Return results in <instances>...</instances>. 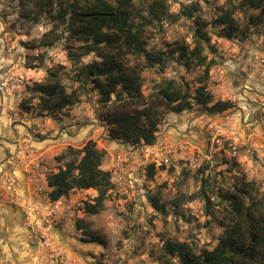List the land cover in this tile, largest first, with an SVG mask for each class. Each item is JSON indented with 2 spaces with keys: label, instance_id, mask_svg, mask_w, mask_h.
<instances>
[{
  "label": "rangeland",
  "instance_id": "obj_1",
  "mask_svg": "<svg viewBox=\"0 0 264 264\" xmlns=\"http://www.w3.org/2000/svg\"><path fill=\"white\" fill-rule=\"evenodd\" d=\"M152 1L135 0V25L140 23L151 41L159 45L175 40L191 42L192 22L180 15L185 7L199 5L198 15L210 20L216 13L215 7L226 2L158 0L165 2L171 13L180 15L179 19L145 24L140 17L149 18ZM33 7L28 0L25 4L19 0H0V92L3 89L10 97L6 103L8 115H21L23 121L39 118L46 133L41 134V127L36 124L31 129L33 136L40 140L58 139L64 133L75 134L76 148L89 139L96 140L98 147L107 151L103 167L113 172L116 185L99 214L84 213L81 209L83 201L97 195L95 189L72 191L56 201L59 208L55 219L62 223L68 242L61 246L62 250L54 244V250L61 253L57 264H163L157 260L162 237L186 241L196 251L212 248L240 222L231 202L223 200V194L245 196L243 180L253 189L250 193L255 202L253 209L257 211V225L260 228L264 225V22L252 24L250 21L257 11L236 12L239 30L231 39L218 36V29L209 26L212 42L218 47L219 64L212 68L207 86L215 100L230 99L235 107L215 115L203 113L199 106L180 114L168 113L160 123L157 143L134 147L108 138L106 126L95 112L99 106L96 91H90V97L83 95L82 101L59 111L57 118L39 117L21 110L20 102L28 96L27 85L47 80L46 71L38 66L43 58L46 65H63L66 70L97 58L94 53L81 55L80 40L69 33L51 47L31 48L41 43L53 25L40 6L34 8V19L21 16ZM68 46L81 55L77 56L78 60L69 59ZM202 73L200 68L188 71L173 63L164 75L185 77L194 90ZM143 75L144 92L148 94L154 79L163 74L157 68H149ZM6 79L15 85L13 92L3 88L2 82ZM1 96L3 99L2 92ZM68 146H64V150L54 148L56 151L44 159L48 172L57 169L60 162L56 158ZM167 154L170 161L163 164L175 169L172 172L158 170L154 180H148L146 165L151 162L160 165ZM46 183V179L37 180L38 185L46 187ZM203 188L214 203L210 210L204 198L198 195ZM195 194L198 196L192 198ZM152 197L160 199L164 210L155 208ZM24 201L25 210L28 203ZM250 201L247 199L246 205ZM52 206L49 200V209ZM88 231H96L107 244L86 241ZM262 237L263 240L252 242L260 253V259L254 264H264ZM174 264L180 263L175 260Z\"/></svg>",
  "mask_w": 264,
  "mask_h": 264
},
{
  "label": "trees",
  "instance_id": "obj_2",
  "mask_svg": "<svg viewBox=\"0 0 264 264\" xmlns=\"http://www.w3.org/2000/svg\"><path fill=\"white\" fill-rule=\"evenodd\" d=\"M28 1L45 10L53 24L44 35L46 39L44 37L39 45L31 48L51 47L69 33L80 40L81 55L94 53L97 58L70 70L63 65L48 66L43 58L38 66L46 71L47 80L27 85L28 96L22 98L21 110L39 117L57 118L59 111L79 103L83 95L90 97V91H96L99 106L95 112L105 124L108 138L134 147L155 145L160 123L168 113L180 114L199 106L203 113L215 115L235 107L230 99L215 100L207 86L212 68L219 64L216 57L218 47L212 42L209 26L218 29V36L231 39L239 30L236 12L257 11L250 17L251 23L264 22V0H226L223 5L215 7L216 13L210 20L198 15L201 11L199 5H191L180 14L192 22L191 42L175 40L159 45L151 41L140 23L135 25V0ZM19 2L25 4V0ZM35 7L27 9L21 16L34 19ZM149 12L148 19L140 17L145 24L162 23L167 18L176 21L180 16L171 13L166 3L158 0L149 4ZM55 33L57 37H52ZM66 50L69 59L78 60L77 56H81L72 52L69 46ZM173 63L188 71L202 69L194 90L185 77L164 75ZM149 68H157L163 75L154 79L150 92L145 94L143 72ZM106 154L107 151L99 148L94 139L87 140L80 148L69 145L57 156L60 162L57 169L47 174L50 200L58 201L75 190L95 189L97 195L92 200L83 201L81 209L84 213L99 214L116 186L113 172L103 167ZM174 169V166L151 162L146 165L145 174L148 180H154L158 170L172 172ZM242 184L245 196L223 194V200L231 202L240 218L236 228L222 235L214 247H203L198 251L186 241L162 237L157 260L163 264H174L175 260L180 264L257 262L260 253L252 242L263 240L264 225L261 228L257 225V211L253 209L255 202L250 193L253 189H249L245 180ZM198 195L204 198L207 210H210L214 203L204 188ZM247 199L251 200L248 205ZM152 201L157 210H164L158 197H152ZM85 240L107 244L96 231H88Z\"/></svg>",
  "mask_w": 264,
  "mask_h": 264
},
{
  "label": "crops",
  "instance_id": "obj_3",
  "mask_svg": "<svg viewBox=\"0 0 264 264\" xmlns=\"http://www.w3.org/2000/svg\"><path fill=\"white\" fill-rule=\"evenodd\" d=\"M1 92L4 94L3 99L5 97L6 102L2 99ZM1 92L0 181L4 171H11L19 181L22 197L17 200L0 199V264H33L32 258L36 253L42 252V250L46 252V248L39 242L41 235L45 232L54 236L55 243L60 246L57 248L55 245L58 250H62V245L68 244L65 241L67 236L62 223L57 222V218L55 219V212L59 205L56 201H52L54 206L49 209L50 198L48 193L50 187L47 182L49 172L43 161L50 153H54L56 150H64L66 145L75 146V134L64 133L58 139H54V137L53 139L46 137L42 140L35 138L31 129L35 124L41 127V134L46 133L40 119L33 118L22 123L12 124L6 106L10 97L5 95L3 89ZM64 136L68 137L65 138ZM20 149L27 152L29 160L27 164H23L15 158ZM39 178L46 179V187L37 184ZM24 200L37 206L41 212L52 210L54 212L53 218L49 222L36 219L30 225L26 220V209L22 208Z\"/></svg>",
  "mask_w": 264,
  "mask_h": 264
},
{
  "label": "built area",
  "instance_id": "obj_4",
  "mask_svg": "<svg viewBox=\"0 0 264 264\" xmlns=\"http://www.w3.org/2000/svg\"><path fill=\"white\" fill-rule=\"evenodd\" d=\"M2 86L3 88H5V90L7 91L10 90L11 92H13V90L15 89V85L12 82H10L9 79L4 80L2 82ZM9 120L11 123L19 122V121H23V117L21 115L15 114L12 117L9 116ZM15 156H16L15 158L21 161L23 164H27L29 161L27 152L24 150L18 151V153H16ZM169 161L170 158L167 154L165 155V159L161 161V164L163 162L168 163ZM17 182L18 180L16 176L11 171L8 170L4 171L1 175V181H0V199L3 198H9L11 200L20 199L22 197V193H21L20 185ZM25 214H26V220L29 222L30 225H32L36 219H39L44 222H49L53 218L52 210L49 212H41L39 211L38 207L32 203H28V206L26 207L25 210ZM39 242L44 246V248H46V252H44L45 250H42V252L36 253L32 258V263L57 264V261L61 256V253L58 250H54L55 248L54 236H52L49 232H45L44 234L41 235ZM52 248L53 250H51Z\"/></svg>",
  "mask_w": 264,
  "mask_h": 264
}]
</instances>
